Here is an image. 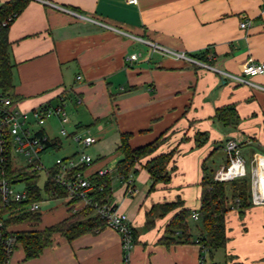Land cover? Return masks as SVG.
Here are the masks:
<instances>
[{
  "label": "crops",
  "instance_id": "1",
  "mask_svg": "<svg viewBox=\"0 0 264 264\" xmlns=\"http://www.w3.org/2000/svg\"><path fill=\"white\" fill-rule=\"evenodd\" d=\"M6 1L0 0V6ZM245 20L250 24L241 28ZM9 39L11 95L20 109L32 111L61 98L70 102L76 112L69 116L68 137L78 143L83 126L98 125L113 138L119 160L122 133H131L132 148L161 137L158 149L137 165L135 195L127 193L121 179L114 191L110 172L109 203L129 216L135 232L129 264H200L203 257L206 264H264L263 205L252 204L242 216L238 210L227 214L225 248L203 251L193 219L190 242L161 241L179 211L200 209L203 165L214 174L226 165L229 139L238 141L247 163L256 153L264 154V74L239 83L192 60L154 51L148 43L243 75L245 63L264 61V0H31L12 22ZM205 53L212 58L200 59ZM132 54L139 58L129 60ZM223 107L234 108L236 124H221L216 113ZM52 118L59 132L60 120ZM42 130L58 143L56 149L63 148L61 134L52 137L45 126ZM170 151H175L171 179L151 189L142 164ZM108 162L89 174L109 169ZM175 202L181 204L166 213L154 209ZM63 203L41 213L40 221L8 229H44L85 208L67 197ZM8 264H124V254L120 234L105 226L73 240L56 233L52 244L32 259L18 245Z\"/></svg>",
  "mask_w": 264,
  "mask_h": 264
},
{
  "label": "trees",
  "instance_id": "2",
  "mask_svg": "<svg viewBox=\"0 0 264 264\" xmlns=\"http://www.w3.org/2000/svg\"><path fill=\"white\" fill-rule=\"evenodd\" d=\"M31 0H8L0 6V95H11L13 90V63L11 61V41L9 39V29L12 22L28 6ZM208 60L205 54L199 57ZM216 117L225 126H232L237 123L238 117L233 107H223L217 110ZM131 133H122L117 151L122 154V158L117 162L116 173L118 177L125 181L130 174H137V165L141 160L153 154L159 147L160 138L152 143L138 148H132L129 140ZM54 140L47 141V147L43 152L57 146ZM175 151L160 153L142 164L152 179L151 189L158 183H168L171 179V171L174 169ZM172 165V166H171ZM89 165H79L72 172L81 171ZM9 171L15 181L25 184L29 199L23 203H14L11 206H4L0 202V218L5 221V226L21 223L27 220L40 221V211L27 210L26 205L35 201H40V188L38 186L39 175L31 173L26 168H17L9 163ZM58 171L54 168L48 174L46 190L52 191L57 197L65 198L68 191L65 187L56 183L54 176ZM91 188L89 195L94 201L109 203L113 194V177L111 173L104 176L98 171L89 177ZM201 207L198 210L199 220L192 218L194 210L183 208L169 222L162 242L186 243L192 240L191 219L196 222L198 234L197 242L203 251H214L225 248L228 242L226 219L230 211L238 210L242 216L252 205L251 178L249 175L231 181H218L214 178V172L206 164L203 165V179L201 183ZM78 198L71 200L72 203ZM181 203H165L157 205L154 209L166 213L180 205ZM150 222V220H149ZM106 226L105 220L94 213L92 206H87L77 214H72L69 218L49 227L40 230H7V234L16 236L17 245H21L25 251L26 259L38 257L42 251L50 246L56 233H60L68 240L89 232H97ZM177 231H180L179 235ZM8 256L0 242V264H4Z\"/></svg>",
  "mask_w": 264,
  "mask_h": 264
},
{
  "label": "built area",
  "instance_id": "3",
  "mask_svg": "<svg viewBox=\"0 0 264 264\" xmlns=\"http://www.w3.org/2000/svg\"><path fill=\"white\" fill-rule=\"evenodd\" d=\"M130 4H135L139 0H126ZM249 21L240 23L241 28H247ZM154 51H159L165 55H172L176 58H184L199 63L200 65L217 70L223 75L235 79L239 83H248L246 77H253L264 74V61L247 62L242 68L243 75H233L222 71L211 64L190 58L184 52L174 51L158 43L148 41ZM138 54L129 56V60H137ZM211 59V56H208ZM80 77V76H79ZM31 117L33 119H31ZM51 117L60 120L59 133L66 135L65 124L69 121V114L66 110V103L61 98L54 105L43 104L32 111H26L18 107L17 101L10 95H0V202L4 206H11L14 203H23L29 199L25 184L15 181L9 171V163L17 168H26L31 173L37 175L44 168L41 154L47 147L48 136L43 132L42 127ZM77 142L84 147L93 145L97 139L93 136L85 138L76 137ZM228 162L214 174L215 180L231 181L247 175L251 178L252 204L264 206V154L256 153L250 162L248 171L247 162L242 156L241 148L236 139H229L226 142ZM20 156L25 158V163L16 162ZM93 159L81 153L77 161L73 159H60L56 161L54 179L57 184L67 189V198L71 201L78 198L75 203H82L84 207L92 206L94 213L105 220L106 226L115 229L121 236L124 264L130 263V253L135 245V232L129 216L121 212L118 207L111 203H101L94 201L89 195L91 181L89 176H85L82 171L72 172L79 165H91ZM109 169H101L99 175L104 176L110 173ZM250 172V173H249ZM127 193L135 195L138 192L134 184V175L130 174L125 180ZM17 184H23L22 189L17 188ZM27 210L36 212L40 210V202L35 201L26 205ZM194 220H199V212L195 211L192 215ZM8 228L5 221L0 218V242L8 256L4 264L9 263V259L16 249L17 239L15 235L7 234ZM198 241V240H197ZM200 264H206L205 258L201 259Z\"/></svg>",
  "mask_w": 264,
  "mask_h": 264
},
{
  "label": "rangeland",
  "instance_id": "4",
  "mask_svg": "<svg viewBox=\"0 0 264 264\" xmlns=\"http://www.w3.org/2000/svg\"><path fill=\"white\" fill-rule=\"evenodd\" d=\"M73 105L70 102L66 103V110L71 117L73 113ZM74 112H76L74 110ZM69 117V119H70ZM31 119H33L31 117ZM56 122L54 118L48 119L46 124L44 125L48 132L50 133V136L59 135ZM66 130H67V136H62V141H64L63 148L60 149H49L41 154V160L43 162L44 168L40 171L39 179H38V186L40 188V196L41 200L40 202V212L45 214L48 212L53 211L56 207H61L65 201V198H59L55 196V194L52 191L46 190V183L48 180V174L50 171H52L56 166V161L58 158L60 159H73L74 161H77L80 157L81 153H84L88 156H90L93 161L91 165L86 166L84 169H82V173L85 176H91L90 169L95 167L96 165L100 164L103 161H109L107 164V167L110 171H112V174L114 176V191L118 190L120 188V178L118 177L116 173L115 166L117 165V162L119 161L118 155H116V145L115 142L112 141V137H106L103 135L101 129H99L98 125L92 127V129H89L88 127L83 126L81 130L78 133V137L85 138L86 136H93L98 137V141L95 142L93 145L84 147L81 143H76L73 141L72 138L68 137L70 134V128L69 123L65 124ZM59 133V134H58ZM16 162L25 163V158L20 156V159H17ZM248 171H250V162L247 163ZM250 173V172H249ZM120 182V183H119ZM18 189L23 188V184H17ZM31 223L35 222L33 220H27L24 221V223Z\"/></svg>",
  "mask_w": 264,
  "mask_h": 264
}]
</instances>
